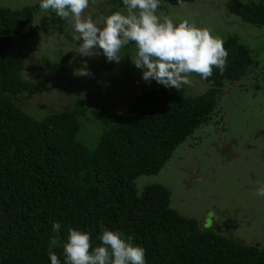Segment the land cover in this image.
<instances>
[{
  "label": "trees",
  "instance_id": "1",
  "mask_svg": "<svg viewBox=\"0 0 264 264\" xmlns=\"http://www.w3.org/2000/svg\"><path fill=\"white\" fill-rule=\"evenodd\" d=\"M225 8L244 22L264 25V0H227ZM33 13L29 5H0V264H51L55 222L62 239L69 228L87 231L93 247L101 244V225L131 236L145 249L146 264H264V243L242 244L200 228L170 207L165 186L148 183L139 190L134 184L139 175L157 173L175 147L210 119L223 81L244 76L255 64L250 50L235 36L223 40L226 68H214L207 80L198 76L206 86L200 94L155 86L114 114L94 105L90 112L101 129L88 147L77 137L79 99L37 119L13 102L19 94L46 89L22 78L24 51L10 41L37 34ZM50 21L63 27L56 16ZM52 251L64 264L62 248Z\"/></svg>",
  "mask_w": 264,
  "mask_h": 264
},
{
  "label": "rangeland",
  "instance_id": "2",
  "mask_svg": "<svg viewBox=\"0 0 264 264\" xmlns=\"http://www.w3.org/2000/svg\"><path fill=\"white\" fill-rule=\"evenodd\" d=\"M227 0H160L157 15L174 23L187 20L207 29L222 41L235 36L249 50L255 64L244 76L224 80L216 96L210 119L196 128L178 144L171 156L154 174L134 179L137 189L148 183H160L169 192V205L183 217L196 221L200 228L215 231L242 244L264 243V197L255 195L264 185V25L242 21L225 8ZM97 0L84 15L100 23L113 11L125 10L123 0ZM40 0H0L11 9L33 6V24L37 34L25 40L16 37L11 44L24 51L23 79L46 85L42 92L19 94L13 102L33 118L46 113L70 109L81 101L77 137L88 147L95 144L101 125L93 118L91 108L102 105L107 114L120 111L137 93L155 86V80L142 79L131 58L135 45L130 42L121 50L119 63L108 62L102 51L98 56H81L73 39L74 29L49 10L39 7ZM61 19L62 28L51 23ZM46 22L48 30L41 24ZM87 64L93 74L77 76L75 69ZM194 84L177 91L182 96L197 95L206 86L197 75Z\"/></svg>",
  "mask_w": 264,
  "mask_h": 264
},
{
  "label": "clouds",
  "instance_id": "3",
  "mask_svg": "<svg viewBox=\"0 0 264 264\" xmlns=\"http://www.w3.org/2000/svg\"><path fill=\"white\" fill-rule=\"evenodd\" d=\"M89 4L90 0H40L39 4L45 12L51 10L72 24L73 39L79 42L76 52L81 56L95 57L102 51L108 62L119 63L121 50L132 42L136 54L131 60L142 70V79L177 91L192 86L193 75L207 80L214 68L221 72L226 68L228 52L223 41L187 20L174 23L161 18L157 15L160 0H123L125 10L108 14L100 23L84 15ZM73 74L93 75L86 63ZM255 195L264 197V185ZM60 229L61 224L55 222L48 250L51 264H61L53 248H62L64 264H146L145 249L119 231L101 225V244L93 247L89 232L69 228L65 240Z\"/></svg>",
  "mask_w": 264,
  "mask_h": 264
}]
</instances>
